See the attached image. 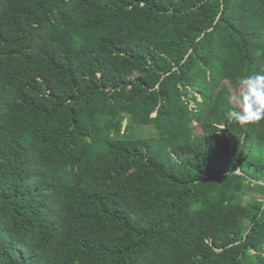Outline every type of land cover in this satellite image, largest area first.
<instances>
[{"label":"trees","instance_id":"16d2710c","mask_svg":"<svg viewBox=\"0 0 264 264\" xmlns=\"http://www.w3.org/2000/svg\"><path fill=\"white\" fill-rule=\"evenodd\" d=\"M257 71L264 0H0V264H264Z\"/></svg>","mask_w":264,"mask_h":264},{"label":"clouds","instance_id":"9594fccd","mask_svg":"<svg viewBox=\"0 0 264 264\" xmlns=\"http://www.w3.org/2000/svg\"><path fill=\"white\" fill-rule=\"evenodd\" d=\"M228 102L232 107L229 116L237 125L264 121V71L238 75Z\"/></svg>","mask_w":264,"mask_h":264},{"label":"rangeland","instance_id":"374dc122","mask_svg":"<svg viewBox=\"0 0 264 264\" xmlns=\"http://www.w3.org/2000/svg\"><path fill=\"white\" fill-rule=\"evenodd\" d=\"M233 90V89H232ZM139 136L142 138H148V137H154V138H158L157 137V133H156V129L154 127H148L145 129H140L139 130ZM203 132L201 130H197V134H202Z\"/></svg>","mask_w":264,"mask_h":264}]
</instances>
